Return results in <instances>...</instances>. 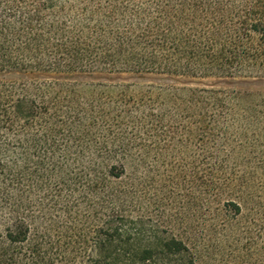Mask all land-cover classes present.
<instances>
[{"label": "trees", "instance_id": "1", "mask_svg": "<svg viewBox=\"0 0 264 264\" xmlns=\"http://www.w3.org/2000/svg\"><path fill=\"white\" fill-rule=\"evenodd\" d=\"M103 72L264 76V0H0V264L196 263L140 211L148 153L106 133L126 103L73 83ZM159 98L168 122L242 104L193 88ZM249 179L225 177V193L203 197L220 219L205 225L219 242L205 257L233 249L225 264H264Z\"/></svg>", "mask_w": 264, "mask_h": 264}, {"label": "rangeland", "instance_id": "2", "mask_svg": "<svg viewBox=\"0 0 264 264\" xmlns=\"http://www.w3.org/2000/svg\"><path fill=\"white\" fill-rule=\"evenodd\" d=\"M73 83L81 91L96 90L112 108L126 103L128 118L113 122L106 133L109 137L132 138L128 141L132 147L148 153L142 171L149 178L140 205L147 221H157L184 239L194 252L195 264L231 263L233 249L230 255L224 250L223 255L213 256L214 260L205 257V248L211 250L219 243L216 234L211 236L205 231V225L218 224L220 219L211 220L215 210L210 214L203 197L225 193L222 191L225 177H236L237 183L247 177L250 182L245 184L253 193L254 204L261 205L250 210L260 213L259 209L264 207V76L103 72L84 75ZM187 88H193L198 95H205V91L239 95L242 104L236 105L239 108L236 111L227 110L229 105L222 104L215 113L205 111L189 117L183 115L184 121H166L160 111L159 94L178 93ZM201 118L202 125L197 123ZM139 121L146 127L134 126ZM211 176L219 181L213 180V186L205 189ZM218 182L221 184L216 186ZM248 241L250 238L241 243L246 246ZM234 259L239 261L241 256Z\"/></svg>", "mask_w": 264, "mask_h": 264}]
</instances>
